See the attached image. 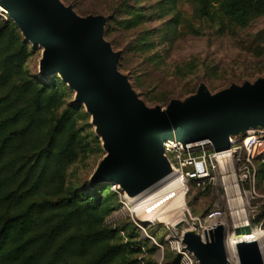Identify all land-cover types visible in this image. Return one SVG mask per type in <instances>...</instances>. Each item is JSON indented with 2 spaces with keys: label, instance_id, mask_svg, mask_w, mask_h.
Instances as JSON below:
<instances>
[{
  "label": "rangeland",
  "instance_id": "374dc122",
  "mask_svg": "<svg viewBox=\"0 0 264 264\" xmlns=\"http://www.w3.org/2000/svg\"><path fill=\"white\" fill-rule=\"evenodd\" d=\"M63 2L80 15H105L108 18L105 38L116 51L121 52L119 69L151 107L166 108L172 99L188 103L202 84L216 93L232 84L242 85L264 76V55H261L264 44L255 38L264 32V16L254 19L246 27L223 31L217 23L193 18L190 0ZM125 3L127 7L122 11L120 5ZM131 13H143L144 22L135 25L137 15ZM0 15L11 18L1 9ZM177 16L182 17L181 25L173 23ZM124 19L127 21H121ZM189 22L190 28L185 30L183 26ZM29 43L31 53L25 67L32 74L43 77L40 63L44 48ZM259 44H262V49L257 47ZM59 78L63 86L72 91L70 99L76 103L75 90ZM78 105L81 106L78 126L82 129L87 152L81 153L78 161L69 167L67 178L75 187L86 189L95 184L93 175L107 152L92 115L84 104ZM201 150L196 149V152ZM246 157L244 150L237 156L227 157L224 164H217L212 171L213 178L201 186L191 182L184 187L182 183L185 207L181 212L171 211L167 222L145 221L147 204L127 205L125 193L118 186L120 206L107 217V223L113 228L123 229L124 233L120 235L124 240L132 238L137 248H141L140 253L132 256L133 259L138 258L137 264H174L177 257H180V264H199L194 254L182 244L184 233L195 230L197 224L201 226L203 237L205 230L218 223L232 233L242 227V223H249L253 230L264 235V162L255 161L252 166L245 164ZM168 182L169 179L165 184ZM168 209L169 205L164 206L160 213ZM179 222H183V226L176 227ZM261 242L264 245L263 236ZM151 248L155 251L150 252Z\"/></svg>",
  "mask_w": 264,
  "mask_h": 264
},
{
  "label": "trees",
  "instance_id": "16d2710c",
  "mask_svg": "<svg viewBox=\"0 0 264 264\" xmlns=\"http://www.w3.org/2000/svg\"><path fill=\"white\" fill-rule=\"evenodd\" d=\"M190 2L193 18L223 31L264 16V0ZM131 14L135 25L144 22L143 13ZM174 22L181 25L182 17ZM255 38L264 44V32ZM30 53L17 24L0 15V264H137L132 256L141 248L107 223L120 206L118 186L100 179L88 191L68 181L69 167L87 152L81 106L59 76L26 69Z\"/></svg>",
  "mask_w": 264,
  "mask_h": 264
},
{
  "label": "water",
  "instance_id": "95a60500",
  "mask_svg": "<svg viewBox=\"0 0 264 264\" xmlns=\"http://www.w3.org/2000/svg\"><path fill=\"white\" fill-rule=\"evenodd\" d=\"M0 7L27 41L44 48L41 74L59 75L92 115L107 152L93 181L113 182L126 198L146 196L168 180L160 181L175 168L165 155L166 141L224 152L250 132L264 131V76L216 93L202 84L188 103L172 99L166 108L151 107L119 69L121 52L105 38V15H80L63 0H0ZM253 231L248 225L235 233ZM230 234L218 223L204 237L197 229L186 231L182 244L199 264H233L226 249ZM237 251L240 264H264L257 239L239 242Z\"/></svg>",
  "mask_w": 264,
  "mask_h": 264
},
{
  "label": "built area",
  "instance_id": "2783aa9c",
  "mask_svg": "<svg viewBox=\"0 0 264 264\" xmlns=\"http://www.w3.org/2000/svg\"><path fill=\"white\" fill-rule=\"evenodd\" d=\"M192 147L194 146L187 145L184 148L173 141H166L164 143L165 155L182 176L184 187L188 186L191 182L196 183L197 186H201L206 180L213 178L212 171L217 167V164H224L227 157H231L234 154L237 156L241 150H244L247 155L244 158L245 164L254 166L257 160L264 162V131L250 132L245 138L234 141L231 148L224 152H216L212 147H205L203 143L201 144L202 150L199 153L196 150H192ZM208 148H212L213 151L207 150ZM246 177L249 176L246 174ZM223 179H226V177ZM114 189L121 194L116 187ZM146 206L149 207L147 209V212H149L151 206ZM200 227L197 224L195 229L200 231Z\"/></svg>",
  "mask_w": 264,
  "mask_h": 264
},
{
  "label": "bare ground",
  "instance_id": "6f19581e",
  "mask_svg": "<svg viewBox=\"0 0 264 264\" xmlns=\"http://www.w3.org/2000/svg\"><path fill=\"white\" fill-rule=\"evenodd\" d=\"M2 11L4 9L0 7ZM232 176V175H231ZM169 179L168 183H164L153 192L147 193V196H143L142 194H138L135 196H129L126 198L127 205H133V204H147L148 206H151V210L149 212H146L145 221L152 222V221H164L167 222L168 220V214L176 210V212H181L184 209L185 205V193L183 192V189H181L182 186V176L178 173L176 168H173L172 171H170L166 177H164L161 182L164 179ZM160 182V183H161ZM160 188V189H159ZM172 202V203H171ZM169 205V209L167 212L160 213V210L164 207ZM174 223V222H173ZM249 223H242V227L248 226ZM240 226V225H239ZM252 235H255V238L252 237ZM248 236V237H247ZM264 237L263 233L260 231H253L251 235L246 234L244 232L240 233H232L229 235V237L226 240V249L228 253L229 260L233 264H240L239 255L237 251V243L245 240H254L257 239L261 243L262 251H264V245L261 242V237ZM247 238V239H246Z\"/></svg>",
  "mask_w": 264,
  "mask_h": 264
}]
</instances>
